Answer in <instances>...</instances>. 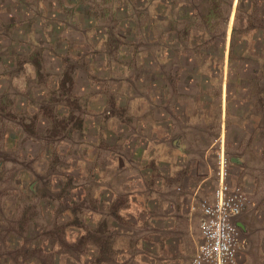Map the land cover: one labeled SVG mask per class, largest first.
<instances>
[{"label": "rangeland", "instance_id": "obj_1", "mask_svg": "<svg viewBox=\"0 0 264 264\" xmlns=\"http://www.w3.org/2000/svg\"><path fill=\"white\" fill-rule=\"evenodd\" d=\"M238 1L210 82L177 59L180 0H0V264H192L222 154L239 264H264V53L228 101Z\"/></svg>", "mask_w": 264, "mask_h": 264}, {"label": "trees", "instance_id": "obj_2", "mask_svg": "<svg viewBox=\"0 0 264 264\" xmlns=\"http://www.w3.org/2000/svg\"><path fill=\"white\" fill-rule=\"evenodd\" d=\"M192 1L191 3L189 0H180L178 6L172 7L173 11L169 17L176 25L181 26V31L175 27L170 31L176 33L174 44L178 45L177 50L180 51L183 47L184 51L182 53H190L181 55L177 59L181 60L183 56L191 64L190 66L193 67V72L196 73L198 80H202L206 76L205 72L202 71L205 66L209 67V63L210 70L213 68L220 69L225 65L228 27L235 0ZM186 7L191 9L187 10ZM151 24L154 26L153 22ZM154 33L152 32V37L155 40L156 35ZM250 35L253 37L251 38L254 44L252 47L248 44ZM208 46L213 51H209ZM250 49L255 50L256 54L260 51L264 53V0L238 1L229 42L228 67L230 73L228 78V101L242 97V93L235 94L232 90L233 84L244 79L243 74L247 73V71L242 74L236 73L239 68L246 70V67L253 64L258 66V68L254 69L253 73L255 75L261 74V69L259 68L261 58L258 55H256L257 58L249 57L247 53ZM187 56L188 58H186ZM166 60L169 62L173 61L170 53L167 54ZM159 61H165V58ZM37 67H39L38 62ZM174 76L177 77L176 74ZM206 77V79L209 78L210 82L217 79L216 76Z\"/></svg>", "mask_w": 264, "mask_h": 264}, {"label": "built area", "instance_id": "obj_3", "mask_svg": "<svg viewBox=\"0 0 264 264\" xmlns=\"http://www.w3.org/2000/svg\"><path fill=\"white\" fill-rule=\"evenodd\" d=\"M220 181L216 191L202 200L200 241L192 264H239L248 249L239 224L248 203L247 192L227 182V159L220 156Z\"/></svg>", "mask_w": 264, "mask_h": 264}, {"label": "crops", "instance_id": "obj_4", "mask_svg": "<svg viewBox=\"0 0 264 264\" xmlns=\"http://www.w3.org/2000/svg\"><path fill=\"white\" fill-rule=\"evenodd\" d=\"M245 228V227H244ZM245 230V229H244ZM198 239H199V241H200V232H199V234H198ZM248 257H250V256H248ZM248 259V258H247Z\"/></svg>", "mask_w": 264, "mask_h": 264}, {"label": "water", "instance_id": "obj_5", "mask_svg": "<svg viewBox=\"0 0 264 264\" xmlns=\"http://www.w3.org/2000/svg\"><path fill=\"white\" fill-rule=\"evenodd\" d=\"M239 226L242 227L243 229H245L243 225L239 224Z\"/></svg>", "mask_w": 264, "mask_h": 264}]
</instances>
